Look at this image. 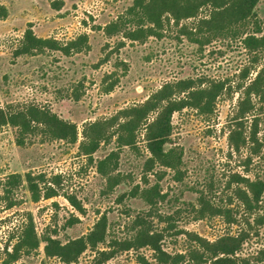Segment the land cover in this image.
<instances>
[{
    "label": "rangeland",
    "instance_id": "rangeland-1",
    "mask_svg": "<svg viewBox=\"0 0 264 264\" xmlns=\"http://www.w3.org/2000/svg\"><path fill=\"white\" fill-rule=\"evenodd\" d=\"M132 5L133 0H0V7L5 9L0 8V106L36 104L76 123L79 129L76 144L50 139L39 132L19 145L16 128H0V177L28 171L63 175L62 195L34 202L27 187L22 186L16 206L5 208L0 203V264H59L58 258L46 255L44 242L38 250L22 253L18 261L7 263L6 247L11 249L30 215L39 236L57 230L63 241L88 234L102 215H107L106 241L96 250L87 249L74 264H91L100 250L109 249L112 241L134 235L130 230L132 220L138 212L150 209L141 198L130 196L135 185L144 186V164L150 156L145 130L139 133L137 149L120 150L117 172L124 179L110 190L106 178L97 170V162L116 148V137L102 145L91 162L79 151L85 126L143 103L168 82L192 78L204 81L202 87L225 78L238 82L240 70L249 63L242 38L223 34L204 46L195 40L204 35L194 34L199 20L209 17V6L201 8L196 17L183 18L178 23L165 14L156 34L133 40L126 36L128 31L151 24L141 21L139 11L129 12ZM257 11L264 21V0ZM114 21H120L123 28L108 35L104 28ZM29 23L39 37L66 43L86 34L88 42L69 54L47 48L18 54ZM115 80L114 89L107 92ZM76 94H80L78 100ZM240 95V91L222 93L210 114L189 107L173 115L172 143L167 147L183 149L184 176L177 180L172 169L159 165L147 174L150 184H154L156 172L166 171L160 185L167 197L153 209L149 221L154 231L163 234L161 245L170 253L187 249L189 232L215 240L229 231L236 233L245 226L246 218L257 216V211L250 214L234 197L236 186H227L233 173L254 179L264 172V154L252 156L247 164L249 150L236 152L229 143V121ZM155 116L152 113L151 119ZM261 117L259 137L264 138V114ZM64 193L76 195L85 212L76 210ZM200 195L214 205L231 209L236 222L229 224L221 215L198 217ZM74 218L79 221L69 225ZM262 247L264 226L259 235L246 241L242 254H256ZM140 255L149 264L157 263L154 250L147 246L119 251L102 264H137Z\"/></svg>",
    "mask_w": 264,
    "mask_h": 264
},
{
    "label": "trees",
    "instance_id": "trees-1",
    "mask_svg": "<svg viewBox=\"0 0 264 264\" xmlns=\"http://www.w3.org/2000/svg\"><path fill=\"white\" fill-rule=\"evenodd\" d=\"M261 0H133L129 12L139 11L141 21L150 22V26L140 25L138 29L130 30L126 36L138 40L157 33L163 26L165 14L173 16L177 23L183 18L196 17L201 8L210 7L209 17L199 20L196 28L197 36L204 32L202 38L196 37L201 45L212 42L214 36L226 34L233 38H242L241 42L248 51L249 63L240 70L239 81L225 78L202 87L204 81L197 82L192 78L180 79L176 82L165 83L160 89L151 94L143 103L135 104L117 111L111 117L88 123L83 130V139L79 151L93 162L94 154L102 145H108L116 137V148L97 162L98 172L106 178L107 188L112 190L123 182L124 177L118 173L120 150L124 147L137 149L141 130H145L146 148L150 156L144 164V186L137 184L131 191V197H139L150 206L147 212H138L132 220L130 230L134 235L123 239H115L109 249L100 250L91 264H102L115 256L119 251L139 250L149 246L155 252L156 264H264V247L256 254L243 255L242 249L250 236L260 234L264 226V172L254 179L241 173L229 176L227 186L234 188V197L240 200L247 212L257 211L254 219L246 218L245 226L236 233L227 232L215 240H210L198 233L189 232L190 245L184 252L170 253L163 249L161 241L163 234L153 230L149 217L153 209L167 194L162 192L160 180L166 171L156 172L158 177L150 184L147 174L156 165L174 171L177 180H182L184 171V152L172 143L173 115L185 108H193L204 114L214 112L216 100L222 93L232 94L240 91L237 109L229 121V143L234 151L243 148L249 150L247 164L252 156L264 154V138L259 137L261 116L264 114V21L259 17L257 7ZM5 10L3 6L0 7ZM2 15L6 14L3 11ZM32 23L25 31L18 54L32 53L38 50H59L69 54L73 50H81L88 42V35H80L74 40L63 43L55 38H43L36 35ZM123 24L114 21L104 28L108 35H114L122 30ZM208 33L206 36L205 33ZM193 35V32H189ZM117 84L113 81L106 91L110 92ZM78 100L80 94H76ZM156 116L151 119V114ZM11 125L17 129V143L25 144L28 136L41 132L54 140H65L76 144L79 140V129L76 123L60 117L56 112L36 104L23 107L7 108L0 106V128ZM249 170V169H248ZM63 175L49 176L46 172L28 171L25 174L11 173L0 177V203L5 208H13L18 204V191L26 186L34 202L62 195ZM74 208L82 213L85 207L74 194L64 193ZM199 215L203 218L210 216H225L229 224L237 219L231 209L212 204L205 196L199 197ZM79 221L71 219L69 225ZM108 217L103 214L95 223L93 229L86 235L63 241L54 234L45 232L39 236L32 215L24 225L21 233L16 236L11 249L6 247L7 263L16 262L22 253L38 250L45 243V253L48 257L59 259V264H74L89 248L96 250L99 244L107 238ZM137 264H149L146 258L139 256Z\"/></svg>",
    "mask_w": 264,
    "mask_h": 264
}]
</instances>
